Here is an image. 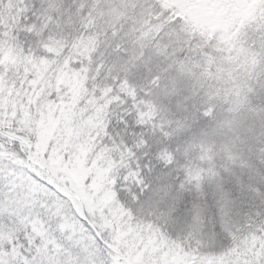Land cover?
I'll return each mask as SVG.
<instances>
[{
  "label": "snow or ice",
  "instance_id": "snow-or-ice-1",
  "mask_svg": "<svg viewBox=\"0 0 264 264\" xmlns=\"http://www.w3.org/2000/svg\"><path fill=\"white\" fill-rule=\"evenodd\" d=\"M0 264H264V0H0Z\"/></svg>",
  "mask_w": 264,
  "mask_h": 264
}]
</instances>
